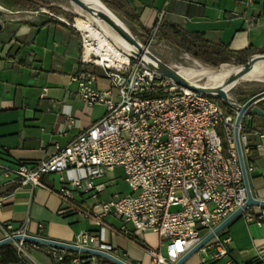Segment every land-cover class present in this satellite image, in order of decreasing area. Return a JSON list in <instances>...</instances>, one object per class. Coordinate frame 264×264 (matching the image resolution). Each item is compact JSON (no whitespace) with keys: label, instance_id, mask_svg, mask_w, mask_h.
<instances>
[{"label":"built area","instance_id":"obj_1","mask_svg":"<svg viewBox=\"0 0 264 264\" xmlns=\"http://www.w3.org/2000/svg\"><path fill=\"white\" fill-rule=\"evenodd\" d=\"M51 17L75 29L63 19ZM78 33L82 38L79 69L71 81L77 84L78 96L86 106L104 104L106 114L67 146H56L53 155L2 174H13L14 185L33 189L43 187L45 176L59 175L62 216L88 215L99 228L107 217L113 216L122 222L120 230L124 233L128 225H133L138 234L154 231L164 249L149 251L151 264H177L246 205L247 191L234 139L237 112L233 110L235 116L227 114L214 98L178 86L172 79L132 60L116 44L122 59L111 49H88L87 40ZM158 33L159 25L151 37ZM92 67L103 70L110 83L108 90L96 88L97 75ZM244 118L252 116L247 112ZM66 119L73 122L71 110L66 112ZM247 129L241 123L240 141L245 160L246 156L249 158L246 169L250 174L254 166ZM118 168L125 173L130 193L97 202L87 212L82 210L78 203L97 200L105 189L99 181ZM70 172L75 175L67 177ZM247 210L241 214L247 221L255 219L260 226L264 223L262 215L252 216ZM14 235L27 234L19 231L8 237ZM231 242V237L219 233L198 253L213 248L212 259L221 261L228 257ZM73 244L112 254V248L92 231L80 232ZM15 246L19 255H28L24 250L28 247L56 264L64 263L67 257L78 261L82 255L98 264L94 256L49 245L20 241Z\"/></svg>","mask_w":264,"mask_h":264},{"label":"crops","instance_id":"obj_2","mask_svg":"<svg viewBox=\"0 0 264 264\" xmlns=\"http://www.w3.org/2000/svg\"><path fill=\"white\" fill-rule=\"evenodd\" d=\"M122 5L125 14L120 17L137 34L145 37L146 31L151 33L159 25L166 38L163 43L177 49L190 48L210 61L216 56L208 53L216 51L221 53L218 63L221 58L245 62L250 53L264 52V0H122ZM48 20L53 22L46 25ZM3 32L0 39V240L24 231L30 236L73 244L80 232L92 231L119 259L129 264H151L149 251L164 249L156 232L138 234L133 225H128L124 233L120 230L122 223L113 216L107 217L101 228L88 215L62 216V183L57 174L45 176L43 187L35 189L18 187L13 184V174L9 177L2 174L53 155L56 146H67L107 111L104 104L86 106L78 96L77 84L71 81L79 69L81 54V38L72 27L45 18L40 23L24 21L10 25ZM6 41L8 45L3 44ZM92 69L97 75L96 88L108 90L110 83L103 70ZM114 100H118L116 92ZM69 110L73 122L66 119ZM247 124L249 155L254 166L249 174L250 187L253 196L264 201V115L247 119ZM74 175V172L66 174L67 177ZM121 182L128 187L123 169L107 173L99 181L105 189L97 200H81L82 210L87 212L97 202L126 195ZM247 213L264 218V207L251 206ZM220 234L232 239L228 257L213 260L215 250L210 248L206 253L197 252L184 264H264V223L260 226L255 219L247 221L241 215ZM39 254L44 264H56L47 255ZM60 264L94 262L82 255L78 261L70 259Z\"/></svg>","mask_w":264,"mask_h":264},{"label":"water","instance_id":"obj_3","mask_svg":"<svg viewBox=\"0 0 264 264\" xmlns=\"http://www.w3.org/2000/svg\"><path fill=\"white\" fill-rule=\"evenodd\" d=\"M81 9L89 13L90 15L96 17L99 21L107 24L124 42H126L130 49H127L132 60L139 61L151 68L152 70L172 79L178 86H181L190 91L208 96L214 99L222 100L227 106L231 107L234 111L237 112L235 119V129H234V139L235 145L239 157L240 167L243 174L244 184L247 191V202L246 205L229 216L224 220L218 227L214 229L213 232L205 236L202 241L194 247L187 255H185L177 264H184L191 256L196 254L199 249H201L206 243H208L215 235L221 233V231L235 218L241 216L244 209H248L251 206H261L264 207V201L259 200L253 196L251 187H250V178L246 169V160L243 153L242 144L240 141V126L242 120L244 119L245 114L252 110V112L257 116H263L264 111L259 107V104L264 101V91L252 97L244 105H239L231 101L228 93L225 88L239 80L246 73H248L259 61L264 60V54H255L251 56L246 63L240 66V69L231 74L221 85L218 87H207L198 84L191 83L185 77H183L179 71H177L173 66L163 62L152 52L149 51L148 46L144 45L138 40V38L129 30V28L121 21L120 15L111 9L106 3L102 0H71ZM122 18V17H121ZM5 26L2 21H0V33L3 32ZM155 44L160 43L159 40L153 41ZM20 241L24 242H33L36 244H44L53 246L59 249L71 250L75 252H80L86 254V256H94L96 258L106 259L114 264H129L118 257L104 251L80 248L74 244L63 243L59 241H54L50 239L34 237L30 235H14L12 237H6L5 239L0 240V247L8 244H15ZM87 258V257H85Z\"/></svg>","mask_w":264,"mask_h":264},{"label":"rangeland","instance_id":"obj_4","mask_svg":"<svg viewBox=\"0 0 264 264\" xmlns=\"http://www.w3.org/2000/svg\"><path fill=\"white\" fill-rule=\"evenodd\" d=\"M41 1L42 2L38 5L36 11H18V12H21L18 14H12V13L6 14L0 11V21H2L4 23V26L8 28L10 25L18 24L24 21L40 23L45 18L56 20L55 18L51 16L64 19L70 25H73L76 19H80V18L86 19V20L90 19L93 22L97 30L103 32L113 44H116L120 47V45L114 39L113 34L107 31L101 25L98 19H94L89 13L81 9L78 5H76L71 0H41ZM52 8L60 9L62 12L68 13L70 17L67 18L64 14L55 13L52 10ZM120 19L126 23L129 30L138 38L140 42L148 46L150 52H152L155 56H157L163 62L173 66L177 71H179L181 75L187 72L198 73V75L192 79V82L194 84H198L202 86L218 87L219 85L223 83V80L214 81L208 75L209 73H215L217 71H220L222 67L226 65L231 66V67L240 68V66H242L245 63V62H242L240 59H230L228 60L227 63H218L217 67H212L210 65H207L203 61L195 58L193 55L188 54L187 52L183 50L177 49L173 47L172 45H169L163 42L155 44L153 41H155L156 38H152L151 33H146L144 35L145 37H142L141 35L137 34L133 28L130 27V25L127 23L125 19L121 17ZM74 30L77 31L76 29ZM3 31H5V28ZM3 34L4 32L0 34V39L1 37H3L1 36ZM80 38H81V35H80ZM4 40H7V39L4 38ZM81 41H82V38H81ZM3 44L8 45L9 42L6 41ZM263 91H264V65L260 63L254 67V69L250 72L249 75L246 76V78L243 81H241L235 88L229 91V96L232 102L237 103L239 105H244L252 97H254L255 95ZM259 106L261 108H264V101H262L259 104ZM121 184L125 188V191H124L125 194H128L127 193L129 192L128 187H126L125 184H123L122 182ZM177 210L178 209H173L172 211H177ZM119 222L122 223L120 220ZM24 250L30 256L29 257L28 255H24L23 252H21L20 255L26 263L35 264L36 262L38 264H44V262L42 261L40 257L41 255L39 254V252L32 250L28 247Z\"/></svg>","mask_w":264,"mask_h":264},{"label":"trees","instance_id":"obj_5","mask_svg":"<svg viewBox=\"0 0 264 264\" xmlns=\"http://www.w3.org/2000/svg\"><path fill=\"white\" fill-rule=\"evenodd\" d=\"M104 3H106L111 9H113L116 13H118L119 15H123L125 14L124 10H123V5H122V0H102ZM41 0H0V5L12 12H18V11H36L38 5L41 3ZM52 10L55 13L58 14H64L67 18L70 17V15H68V13L62 12L60 9H56V8H52ZM130 17H128L129 19ZM130 21L133 22V19L130 18ZM52 20H48L45 22V24H50L52 23ZM161 26L159 27V33L156 35V39L161 42H163V40H165L166 38L163 37V32L161 31ZM147 33H149V31H146ZM180 50H183L185 52H187L188 54L193 55L195 58L203 61L204 63H206L207 65H210L212 67H217L218 66V62L220 59V52L216 51L214 53H208L210 56H216V58L213 61L207 60L205 58H203L202 56L198 55L197 53H195L194 51H192L190 48H183L180 47ZM257 53H250L247 57H245V63L248 61V59L255 55ZM264 54V52L262 53ZM216 60V61H215ZM228 60L225 58H221L220 63H227ZM220 106L225 110V112L227 114L233 115L235 116V112L228 107L222 100L220 99H215ZM248 115H251L252 117H255L256 115L252 112V110L248 111ZM242 126L243 128H248V124H247V119H243L242 120ZM244 132V130H242V133ZM246 163H249V158H247L246 156ZM251 175V173H250ZM78 205L81 206V204L78 203ZM70 260V258H66L65 261ZM0 264H24V261L21 259L17 247L13 244H8V245H4L2 247H0ZM98 264H114L108 260H103L102 258H98Z\"/></svg>","mask_w":264,"mask_h":264},{"label":"bare ground","instance_id":"obj_6","mask_svg":"<svg viewBox=\"0 0 264 264\" xmlns=\"http://www.w3.org/2000/svg\"><path fill=\"white\" fill-rule=\"evenodd\" d=\"M89 1H95V0H89ZM0 11L4 12V13H9L8 10H6L5 8H3L2 6H0ZM92 16V15H91ZM94 19H97L96 17L92 16ZM64 20V19H63ZM65 22H67L66 20H64ZM122 21V20H121ZM101 23V25L109 32H111L114 36V39L116 40V42L120 45V48L122 50H124L127 54H129L127 49H130V46L124 42L122 40V38H120L107 24H105L102 21H99ZM123 22V21H122ZM68 23V22H67ZM99 23V24H100ZM125 25L126 23L123 22ZM74 28L80 32L84 38L87 40L88 42V49H102L101 52H103L104 50H108L111 49L113 51V53L115 55H117V57H119V59H122V56L120 53H118L117 49L114 47V44L108 39V37L101 31L97 30L96 27L94 26L93 22L89 19H76V21L73 23ZM127 26V25H126ZM103 30V29H102ZM113 39V40H114ZM127 48V49H126ZM115 49V50H114ZM130 55V54H129ZM263 64L264 65V60L263 61H259L256 64H254L253 68L246 73L243 77H241L239 80H237L236 82H234L233 84H231L230 86H228L227 88H225L226 92L229 95V91L233 88H235L241 81H243L247 75L250 74V72L254 69V67L257 64ZM240 68L237 67H231V66H223L222 69L220 71H217L215 73H209L208 75L211 77V79H213L214 81L217 80H223V82L233 73L237 72ZM185 73V72H184ZM198 75V73L196 72H187L185 74H183L182 76L185 77L187 80H189L191 83L192 79L194 77H196ZM218 83V82H217ZM207 87H213V86H207ZM230 97V96H229ZM231 99V98H230Z\"/></svg>","mask_w":264,"mask_h":264}]
</instances>
